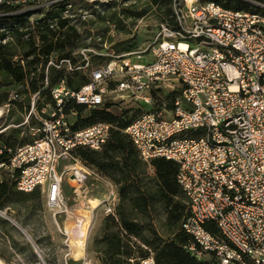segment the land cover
<instances>
[{
  "label": "built area",
  "instance_id": "1",
  "mask_svg": "<svg viewBox=\"0 0 264 264\" xmlns=\"http://www.w3.org/2000/svg\"><path fill=\"white\" fill-rule=\"evenodd\" d=\"M75 1L42 0L37 7L60 16ZM170 3V14L157 25L158 40L144 55L93 70L77 91L61 82L46 106L40 104L44 89L31 95L23 126L37 124L31 131L41 137L0 149V184L5 173L18 193L40 192L49 210L61 209L66 198L57 164L82 163L79 150L98 156L112 129L97 123L75 131L71 119L78 112L67 113L66 107H105L108 83L114 81L115 97L147 107L124 132L140 161L176 166L171 183L186 211L180 232L192 249L213 264H264V6L254 4L263 12H251L199 0ZM79 56L78 71L89 69L90 58ZM45 80L47 86L49 77ZM163 96L171 99L170 107L156 112ZM12 100L22 101L18 95ZM4 109L9 112L10 106ZM64 172L79 187L89 176L75 165ZM209 224L218 234L206 230Z\"/></svg>",
  "mask_w": 264,
  "mask_h": 264
},
{
  "label": "rangeland",
  "instance_id": "2",
  "mask_svg": "<svg viewBox=\"0 0 264 264\" xmlns=\"http://www.w3.org/2000/svg\"><path fill=\"white\" fill-rule=\"evenodd\" d=\"M41 3L42 0H20L16 4L19 9L6 13L27 16L10 41L20 53L31 83L23 90L22 103L11 106L9 112L0 108L2 150L40 139V134L31 131L38 130L37 124L23 126L34 92L44 89L40 104L46 106L51 101L50 92L61 82L77 91L88 82L93 70L119 59L144 55L158 40V22L170 14L171 4L170 0H76L70 12L55 16L42 13L37 7ZM199 4L205 3L199 0ZM249 11L259 12L253 8ZM83 52L90 58V68L78 71L82 66L79 55ZM64 60H71V65L64 64ZM134 61L137 65L147 64L145 59ZM51 62L55 66H50ZM113 90L111 81L105 107L81 108L77 117L71 119L75 125L79 118L87 119L92 111H97L105 119L99 122L112 129L96 166L76 161L57 164L64 177L63 207L49 210L40 192L26 199L18 193L4 207L0 206V264H74L69 237L65 235L70 222L66 208H90L88 201L95 200L101 205L93 211L86 234L85 264H103L106 242L115 235L129 244L136 257L139 249L148 255L140 264H213L211 257H199L180 232L186 211L171 183V172L176 166L157 172L151 163L140 161L124 133L147 107L134 109L132 103L115 97ZM170 104L171 99L163 96L156 103V112ZM70 165L88 172L82 187L72 186L71 178L64 172ZM1 176L7 181L5 173Z\"/></svg>",
  "mask_w": 264,
  "mask_h": 264
},
{
  "label": "trees",
  "instance_id": "3",
  "mask_svg": "<svg viewBox=\"0 0 264 264\" xmlns=\"http://www.w3.org/2000/svg\"><path fill=\"white\" fill-rule=\"evenodd\" d=\"M203 3H215L222 6L225 9L233 11H249L253 8L256 11H261L260 8L251 5L250 3L242 0H201ZM254 4L264 6V0H249ZM20 0H4L0 4V14L7 13L11 10L19 9L16 4ZM27 16H4L0 17V108H4L9 105L15 106L22 103V101L12 100V96L18 95L21 97L23 90H26L28 82V73L22 65V57L15 47L14 43L10 41V38L16 35L19 31L20 25ZM26 92V91H25ZM28 107V106H27ZM74 109L76 112L80 111V107L70 105L66 107V112ZM101 114L97 111H92L91 115L87 119L79 118L74 125L73 130L79 131L91 125L100 123L102 120L99 116ZM103 115H106L104 113ZM18 136V135H17ZM13 148L16 144H10ZM10 148V147H8ZM81 162L87 165L96 166L98 163V156L95 153L79 150L77 151ZM173 164L163 160H155L151 162V166L157 171H162L165 167ZM18 194L15 183L10 181H4L0 184V206L4 207L5 204ZM23 198H28L24 197ZM206 230L212 234H218L216 227L213 224L206 226ZM138 256H135V252L128 243H123V239L120 236L115 235L113 239L108 240L105 245L104 257L102 259L103 264H140L141 261L147 259L148 255L144 253L142 249L137 250Z\"/></svg>",
  "mask_w": 264,
  "mask_h": 264
},
{
  "label": "bare ground",
  "instance_id": "4",
  "mask_svg": "<svg viewBox=\"0 0 264 264\" xmlns=\"http://www.w3.org/2000/svg\"><path fill=\"white\" fill-rule=\"evenodd\" d=\"M1 122V113H0ZM81 171L82 168L78 167ZM72 180V186H75ZM90 208H66L68 217L70 219L69 225L65 227V235L69 237L70 247L72 250V258L74 264H85V240L86 234L90 227L93 211L97 210L101 203L95 201H88ZM91 209V210H90Z\"/></svg>",
  "mask_w": 264,
  "mask_h": 264
},
{
  "label": "crops",
  "instance_id": "5",
  "mask_svg": "<svg viewBox=\"0 0 264 264\" xmlns=\"http://www.w3.org/2000/svg\"><path fill=\"white\" fill-rule=\"evenodd\" d=\"M132 108L136 109L137 107H136V105H135V104H133V107H132Z\"/></svg>",
  "mask_w": 264,
  "mask_h": 264
}]
</instances>
